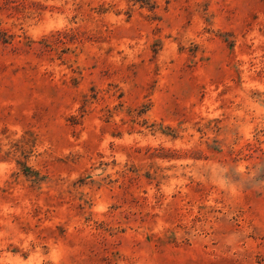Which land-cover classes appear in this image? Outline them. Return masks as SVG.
<instances>
[{
    "label": "rangeland",
    "instance_id": "1",
    "mask_svg": "<svg viewBox=\"0 0 264 264\" xmlns=\"http://www.w3.org/2000/svg\"><path fill=\"white\" fill-rule=\"evenodd\" d=\"M0 264H264V0H0Z\"/></svg>",
    "mask_w": 264,
    "mask_h": 264
}]
</instances>
